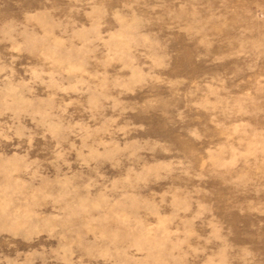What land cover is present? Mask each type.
Returning a JSON list of instances; mask_svg holds the SVG:
<instances>
[{
	"label": "rangeland",
	"instance_id": "374dc122",
	"mask_svg": "<svg viewBox=\"0 0 264 264\" xmlns=\"http://www.w3.org/2000/svg\"><path fill=\"white\" fill-rule=\"evenodd\" d=\"M0 264H264V0H0Z\"/></svg>",
	"mask_w": 264,
	"mask_h": 264
}]
</instances>
